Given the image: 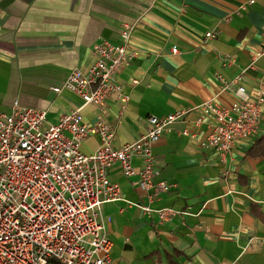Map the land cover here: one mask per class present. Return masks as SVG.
Returning a JSON list of instances; mask_svg holds the SVG:
<instances>
[{"label":"crops","instance_id":"obj_1","mask_svg":"<svg viewBox=\"0 0 264 264\" xmlns=\"http://www.w3.org/2000/svg\"><path fill=\"white\" fill-rule=\"evenodd\" d=\"M243 2L0 0V112L15 104L40 108L52 124L78 108L80 98L52 87L73 69L88 70L94 44L119 43L124 23L134 26L133 57L116 77L125 98L112 94L103 106L82 105L83 119L103 117L119 147L147 130V117L192 109L151 148L157 178L172 184L151 206L184 214L158 223L137 207L147 202L138 178L124 177L118 165L109 171L120 199L103 203L100 212L122 264H264V221L252 211L264 214V104L254 136L237 139L226 156L201 144L215 122L200 106L235 100L233 91H219V76L240 74L249 98L264 85V0L241 8ZM207 31L214 37L206 39ZM196 117L205 124L191 127L187 121ZM183 128L192 133L180 135ZM99 144L89 135L81 151Z\"/></svg>","mask_w":264,"mask_h":264},{"label":"built area","instance_id":"obj_2","mask_svg":"<svg viewBox=\"0 0 264 264\" xmlns=\"http://www.w3.org/2000/svg\"><path fill=\"white\" fill-rule=\"evenodd\" d=\"M254 1L244 0L241 8ZM122 25L119 43L94 44L96 58L88 70L73 69L62 85L52 87L80 98L78 108L52 124L40 108L15 104L9 113L0 112V264H122L112 255L113 241L100 212L103 203L120 199L119 184L109 179L114 165L124 177L138 178L147 202L137 207L155 214L158 223L184 214L171 206H151L172 187L157 178L151 148L192 109L147 117V130L119 147L113 144L114 128L103 117L88 123L80 112L88 103L103 106L112 94L125 98L116 77L133 57L128 42L134 26ZM214 35L211 31L204 34L206 39ZM171 52L177 49L172 47ZM219 79V91H233L235 100L224 107L211 101L200 106L212 113L215 122L201 144L226 156L237 139L254 136L264 104V85L249 98L240 74L232 80ZM187 123L193 128L205 124L200 117ZM178 133L192 132L183 128ZM89 135H97L100 144L84 153L81 146ZM134 158L140 160L138 168ZM230 264L239 263L234 259Z\"/></svg>","mask_w":264,"mask_h":264},{"label":"trees","instance_id":"obj_3","mask_svg":"<svg viewBox=\"0 0 264 264\" xmlns=\"http://www.w3.org/2000/svg\"><path fill=\"white\" fill-rule=\"evenodd\" d=\"M264 142V138H260L259 142ZM253 213L258 216L262 221H264V214H262L260 211L256 210L254 207H252Z\"/></svg>","mask_w":264,"mask_h":264}]
</instances>
